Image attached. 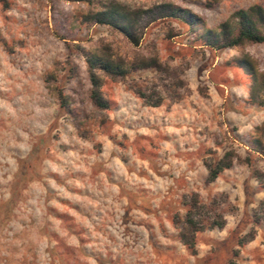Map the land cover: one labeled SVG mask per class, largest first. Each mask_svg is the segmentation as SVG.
<instances>
[{
    "label": "clouds",
    "instance_id": "clouds-1",
    "mask_svg": "<svg viewBox=\"0 0 264 264\" xmlns=\"http://www.w3.org/2000/svg\"><path fill=\"white\" fill-rule=\"evenodd\" d=\"M253 2L261 4L262 0H224L226 8L231 4L236 10H243L248 14V19L252 21L249 27L254 35L264 36V25L253 20L249 11ZM8 3L10 8L7 11H4L3 5L0 4V31L4 28V15L13 20L23 19L25 24H31L32 27L27 29L26 35L18 26H11L12 36L25 41L24 47L14 46V55L9 56L0 45V122L7 125V130L0 127V206L12 200L10 182L19 171V165L14 157L19 152L22 158H27L32 151V145L39 137L47 135L53 124H59L57 131L60 132L62 142H69V137L63 130L67 127L76 143L81 147L91 148L87 141L75 138L76 130L67 112H71L78 120H82L85 115L93 114L94 109L90 103H87L86 109L81 104L84 95L81 80L86 79L84 74L88 69L87 61L93 57L102 58L99 52L101 40L107 44L112 39L110 28H99L94 25L91 29L90 42L85 40L80 35L81 14L87 6L73 3V0H8ZM100 3L103 4V8H94L93 11L115 10L120 17L115 21L117 28L133 39H140L143 36L141 47L133 49L137 52L143 49L144 41L150 36L149 29L152 28L153 11L156 6L168 3L174 8L185 7L183 0H100ZM229 11L230 9L221 15L208 13L212 24L205 25L204 19L201 18L194 23V28L200 31L204 27L211 28L214 24L227 22ZM235 23L238 25V21ZM173 27H176L175 23ZM33 28L37 31L33 32ZM152 31L156 29L152 28ZM3 35L11 44L12 36L8 33ZM217 35L219 38V34ZM120 39L124 37L120 36ZM249 50L247 46L243 49L245 52ZM195 72V67H192L191 83H196ZM92 73L99 85L96 91L100 99L117 106V111L106 113L110 120H119L121 113L136 117L150 114L151 110L144 108L143 101L132 92L116 85L109 89L104 86L105 78L101 71L93 67ZM157 91L162 92V89ZM178 91L183 93L185 89ZM231 91L235 93V102H250L251 97L247 88L234 87ZM62 103L65 105L64 110L61 108ZM157 111L163 113L162 109ZM218 111L221 113L219 119L224 121L223 108H219ZM175 113L183 115L182 106L175 107L173 115ZM229 115L232 117L231 121L224 123L223 126L218 127L215 123L209 122L211 131L220 139L223 146L218 148L209 142L216 155L195 160L194 170H191L188 161L176 159L177 143L181 155L187 151L194 152L199 147L202 138L192 135L191 128L188 127L163 129L169 134H175L171 141L163 142L161 148L162 154L167 151V160L162 158L159 161L160 170L165 174L164 178L157 176L147 161H138L153 178L151 181L138 182L134 174L129 176L124 165L119 160L116 161L117 179L123 177L124 180L134 183L137 188L149 191L151 213L133 206L131 220L124 224L121 217L130 202L122 199L119 195L120 187L112 184L107 185L105 189L109 207L115 211V218L110 225L96 220V225L102 228L98 231L86 218L73 213L88 229L84 244H81L77 236L69 235L61 222L53 216H47L51 221L50 231L67 247L86 250L88 264H152L156 260L153 245L174 247L178 256H188V249L180 239L182 232L190 231L187 226V211L179 208L178 222L174 224L167 213L160 210L161 203L170 198L169 189H172L177 197L186 195L190 205L194 202L191 220L196 224L199 225L201 218L214 210L220 214L219 226L194 233L192 248L196 255L190 256L187 264H196L198 259L210 257L214 251L222 247L238 251L242 258H247L251 264H255L250 253L257 248L264 253V243H261V235L264 234L253 223L258 221L260 225H264V109L259 111L253 109L246 115ZM167 119L170 123L173 122V116H167ZM138 131L143 132L145 129ZM102 139L105 141L106 149L114 147L107 137ZM186 143H191L192 147L185 149ZM229 152L231 155H228ZM107 155L108 152L105 151V156ZM67 157L64 167L45 161L48 165L45 171L50 170L61 177L66 171L89 172L82 162L74 163L71 160L72 157L78 158L77 153L69 152ZM221 162L227 167L213 178L212 172ZM5 163L10 167L5 168ZM67 163H72L73 167L67 168ZM5 173H8L7 179ZM181 178L186 181V186L178 190L177 181ZM47 183L54 191L48 205L58 212L65 211L64 205L56 198L60 196L85 205L95 203L87 197L74 195L68 188L58 184L56 179L48 177ZM67 183L75 188H84L86 185L94 187L87 180L83 182L78 179L68 180ZM24 195L28 198L27 203H21L16 209L19 218H13L8 227L0 226V264H60L53 256L58 241L38 235L37 230L31 227L29 219L30 216L35 217L37 227H43L46 215L45 197L48 196V190L40 183H32ZM97 195L102 196V193L97 191ZM213 201L219 202V208L214 209ZM157 210H160L159 218ZM253 230L256 233L255 239L250 235ZM237 241H243V247ZM236 264H242V261L236 260Z\"/></svg>",
    "mask_w": 264,
    "mask_h": 264
},
{
    "label": "rangeland",
    "instance_id": "rangeland-1",
    "mask_svg": "<svg viewBox=\"0 0 264 264\" xmlns=\"http://www.w3.org/2000/svg\"><path fill=\"white\" fill-rule=\"evenodd\" d=\"M73 3L87 6L86 10L81 14L82 27L80 35L85 40L90 42L91 29L94 25L99 28L111 29V42L105 44L101 40L99 51L105 46H110L113 52L124 58L128 64H131L135 58L141 56L155 55L159 59L162 65L158 70L154 68L130 70L120 80H113L104 76L105 87L111 89L112 85H116L117 87L125 88L139 97L143 101V107L151 110V112L150 114H141L138 117L121 113L119 120H110L106 113L117 111V106L109 104L107 109L100 110L92 105L89 99L91 85L87 69L84 74L86 79L82 78L81 80L84 92L81 104L86 109L87 103H90L94 109L93 114L91 116L85 115L82 120H78L71 112H67V115L72 119L76 130L75 138L87 141L91 144V148L81 147L76 143L67 127H64L63 130L65 135L69 137V142H62L60 132L57 131L59 127L57 123L50 126L47 135L41 136L36 140L27 158H22L18 152L14 158L19 165V171L13 176L12 182H10L12 200L0 206V226L8 227L13 218H19L16 209L21 203H27L28 198L24 195L25 191L30 184L40 183L48 190V196L45 197L46 215L44 225L38 228L36 218L30 216L31 227L37 230L38 235L48 236L50 239L58 241L53 256L55 260H59L60 264H88L86 259L88 252L83 249L76 250L67 247L55 233L50 231L51 221L47 219V216L55 217L56 220L61 222L63 229L69 235L77 236L81 244H84L86 242L84 237L88 229L83 221L79 220L77 215H73V213L86 218L93 226L97 227L98 231H101L102 228L96 225V220H100L105 225H110L112 219L115 218V211L114 208L109 207L105 189L107 185L112 184L118 185L121 189L120 197L130 202L125 207L124 214L121 217L124 224L130 222L133 206L146 213H151L149 191L145 188H137L134 183L124 180L123 177L117 179L115 169L118 165L116 161L119 160L124 165L129 176L134 174L138 182L151 181L153 179L138 161H147L151 170L157 176L164 178L165 174L160 170L159 161L162 158L167 160V151L165 150L162 154L161 148L163 147V142L171 141L175 135L163 131V129L170 127L191 128L192 135L202 138L196 151H187L183 155L179 153V144L177 143L178 154L176 159L188 161L191 170L195 169V160L209 155L215 156L216 153L209 146V142L214 143L218 148L223 145L220 139L211 131L209 127L210 121L219 127L231 121L232 117L229 114L239 116L246 115L253 109L257 111L264 109V106L251 101L249 103L235 102V93L231 91L232 88L241 86L249 91L251 84L250 76L236 65L234 61L236 57L248 54L255 60L258 69L264 72V43L245 42L237 46L224 48L201 47L195 39V33L191 31L185 22L174 18H155L152 21V28L156 29V31H152V28L149 29V38L144 41L143 49L137 52L133 49L141 47L143 36L139 45L133 46L120 32L112 27L98 23L89 24L84 21L85 13L90 9L98 8L101 4L100 0H73ZM0 4L3 5L4 11L9 10L8 0H0ZM183 4L185 8L202 17L205 25L212 24V20L207 16L208 13L221 15L230 9V16L236 10L235 6L231 4L226 8L224 0H183ZM252 4L257 3L253 2ZM260 5L264 6V0H262ZM156 7L153 14H156ZM3 22L4 28L0 31V45L3 46L9 56H12L15 53L14 46L24 47L25 41L17 40L12 36L11 26H18L27 35V29L31 28L32 25L25 24L23 19L13 20L7 15L3 16ZM173 23H175L176 27H173ZM219 24H214L211 28H216ZM35 31L37 29L33 28V32ZM199 32H202V30ZM3 33H8L9 36H12L11 44H9ZM120 36H123L124 39H120ZM245 46L250 50L247 52L243 51ZM237 53L239 54L237 55ZM192 67L196 69V83H191L193 76L190 74V69ZM158 89H162V92H158ZM179 89H185V91L181 93L178 91ZM156 102H158L157 105H152ZM177 106H182L183 115L180 113L173 115L174 108ZM61 108L64 110L65 106L61 104ZM219 108L224 110V121L219 119L221 115L218 111ZM161 109L163 113L157 111ZM167 116H173L172 123L169 122ZM0 127L7 130V125L3 122H0ZM229 127L231 128V125ZM113 129H117V131L114 132ZM120 129L127 130L121 131ZM138 129H145V131L141 132ZM102 137H107L114 147L106 149L105 141ZM191 147V143L184 145L185 149H190ZM105 151L108 152L107 156H105ZM69 152L77 153L78 158L72 157L71 160L74 163L82 162L89 169L88 173L80 170L66 171L65 175L61 177L50 170L45 171L48 168L45 161H51L53 164L64 167ZM205 164H207V161H205ZM4 167L8 168L10 165L5 163ZM72 167V163H67V168ZM7 176L8 173H5V179H7ZM48 177L56 179L58 184L68 188L74 195L87 197L95 203L85 205L60 196L56 198L60 204L64 205L65 211H56L48 205V200L54 196L53 189L47 183ZM169 178L171 177L169 176ZM75 179L82 182L87 180L94 187L86 185L84 188H75L68 185V180ZM185 186L186 181L183 178L177 181L178 190H182ZM97 191L101 192L102 196H98ZM169 195L170 198L166 202L161 203L160 210L167 213L168 218L176 224L179 215L178 209H187L185 203L187 197L186 195L177 197L173 194L172 189H169ZM213 204L214 209L220 206L217 201H213ZM160 210H157L156 213L158 218ZM22 223L26 222L22 221ZM258 227L261 233L264 234V225ZM9 230L11 231V229ZM261 243H264V235H261ZM153 247L156 260L152 264H187L188 258L196 255L195 252L187 247L188 256L185 257L178 256L174 247L164 248L156 245H153ZM250 255L255 264H264V253H261L259 248L255 249ZM233 258V251L228 247H222L214 251L212 256L203 260L198 259L196 264H230ZM234 260V264H236V260H241L242 264H251L247 258H242L240 253Z\"/></svg>",
    "mask_w": 264,
    "mask_h": 264
},
{
    "label": "trees",
    "instance_id": "trees-1",
    "mask_svg": "<svg viewBox=\"0 0 264 264\" xmlns=\"http://www.w3.org/2000/svg\"><path fill=\"white\" fill-rule=\"evenodd\" d=\"M98 8H103V4H100ZM156 8V14H153L154 19L174 18L185 22L190 27L191 31L195 33V39L199 42L198 45L201 47L208 46L211 48H224L237 46L245 42L264 43V36H256L252 33V30L249 27L252 21L248 19V14H246L243 10H235L228 17L227 22H221L216 28L204 27L201 29L202 32H199L194 28V23L202 17L198 16L190 9L185 7L182 9L174 8L168 3H161ZM249 11L252 14L253 20L260 23L261 25H264V6L260 4H252L249 8ZM119 18L120 17L117 16L115 10L103 12L93 11V9L88 10V12L85 13L83 17L84 21L89 24L98 23L112 27L113 29L120 32L130 44L133 46H138L142 36L140 39H133L129 37L126 32H123V30L117 28L115 21ZM236 21H238V25L235 23ZM217 34H219V38ZM99 52L102 58L93 57L91 60L87 61V63L89 81L91 85L89 89V99L92 105L100 110L107 109L109 107V103H106L104 100L100 99L99 94L96 91V88L99 87V85L95 75L92 73L93 67L97 68L104 74V76L109 77L110 79L120 80L123 79L130 70L148 68H154L158 70L162 65L155 55L141 56L135 58L134 62L131 64H128L124 58L116 55L110 46H105ZM234 61L238 67H240L246 74L250 76V101L264 106V72L258 69L255 60L248 54L243 55L242 57H236ZM157 103L158 102L152 105L155 106ZM62 105L65 106L63 103ZM228 155H231V153L229 152ZM225 167H227V165L221 162L217 169L212 172V177L215 178L218 176ZM185 201L187 206L186 211L188 213L187 226L190 231L187 233L182 232L180 239L188 249L193 251L192 237L194 236V233L219 226L220 214L216 211L205 214L201 218L198 225L196 222L191 220V215L194 210V202L192 205H190L187 198ZM253 223L256 225V227L260 226L258 221H253ZM250 235L254 239L256 236L255 230H253ZM237 243L243 247V241H237ZM238 255V251H233L234 258L230 261V264L235 263L234 259Z\"/></svg>",
    "mask_w": 264,
    "mask_h": 264
}]
</instances>
